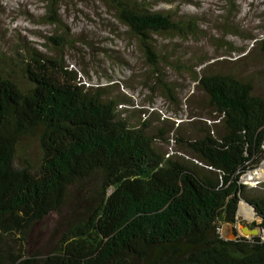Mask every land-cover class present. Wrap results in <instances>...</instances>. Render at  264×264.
Returning <instances> with one entry per match:
<instances>
[{
  "label": "trees",
  "instance_id": "16d2710c",
  "mask_svg": "<svg viewBox=\"0 0 264 264\" xmlns=\"http://www.w3.org/2000/svg\"><path fill=\"white\" fill-rule=\"evenodd\" d=\"M69 1L44 0L40 22L53 28L40 47L21 38L0 51V264H264V237L221 231L242 199L264 229V181L242 182L264 162V68L242 67L264 54V37L239 57L224 50L235 65L223 69L219 52L175 55L176 38L205 36L201 13L101 0L140 44L152 91L180 104L168 77L184 72L206 95L209 112L183 133L119 85L81 79L67 60L81 42L62 17ZM63 209L54 247L31 251L35 225Z\"/></svg>",
  "mask_w": 264,
  "mask_h": 264
},
{
  "label": "rangeland",
  "instance_id": "374dc122",
  "mask_svg": "<svg viewBox=\"0 0 264 264\" xmlns=\"http://www.w3.org/2000/svg\"><path fill=\"white\" fill-rule=\"evenodd\" d=\"M152 4L154 8L195 11L203 15L205 36L197 39L176 38V47L179 49L175 55L178 51H184L185 57L189 58L195 56L196 51L198 54L213 55L219 52L218 56L223 55L224 59H219L222 62L216 63L217 67L227 69L235 63L226 61L230 53L224 55V50L231 49L234 57H239L254 51L255 40L264 37V0H235L234 3L232 0H152ZM45 10L44 0H0V51L8 55L21 38L40 47L39 43L45 38L43 34L52 32L53 28L40 22ZM62 14L81 41L70 48L67 60L73 68L78 69L86 84L106 85L112 82L119 85L136 98L138 105L155 109L153 111L173 121L174 127L181 126L180 131L183 133H189L192 122L209 112L206 95L198 90L189 73L172 72L168 77L173 80V84L175 79L180 82L174 91V94L177 92L179 95L180 104L166 96L163 88L151 90L155 82L152 72L148 71L151 66L140 44L125 34L124 26L114 19L101 0H71L67 9H62ZM226 26L230 31L226 32ZM164 41L172 43L169 39ZM226 42L229 44L225 45ZM242 67L245 73L264 68V54L246 60ZM158 143L162 150L169 149L167 153L176 149L174 142L169 144L159 140ZM29 145L34 149L38 147L35 141ZM261 181H264V173L258 183ZM249 210H239L235 228L240 235L250 236L243 233L241 227L261 220L254 209ZM64 214L66 209L53 213L35 225L26 242L31 251L47 252L54 247L64 224ZM260 235L264 237V229Z\"/></svg>",
  "mask_w": 264,
  "mask_h": 264
},
{
  "label": "water",
  "instance_id": "95a60500",
  "mask_svg": "<svg viewBox=\"0 0 264 264\" xmlns=\"http://www.w3.org/2000/svg\"><path fill=\"white\" fill-rule=\"evenodd\" d=\"M248 205L251 206L246 200H244ZM252 208V206H251ZM241 230L245 234H249L250 236H256L260 235L262 233V229L258 226L251 227L249 224H245L241 227ZM222 235L226 239H236L238 237V232L236 231L235 228V223L234 222H226L222 226Z\"/></svg>",
  "mask_w": 264,
  "mask_h": 264
},
{
  "label": "built area",
  "instance_id": "2783aa9c",
  "mask_svg": "<svg viewBox=\"0 0 264 264\" xmlns=\"http://www.w3.org/2000/svg\"><path fill=\"white\" fill-rule=\"evenodd\" d=\"M261 173L262 174L264 173V162L261 164V166L246 172L243 175V177H242V182L245 183V184H249V185L255 186V184L259 182L260 177L262 176Z\"/></svg>",
  "mask_w": 264,
  "mask_h": 264
},
{
  "label": "bare ground",
  "instance_id": "6f19581e",
  "mask_svg": "<svg viewBox=\"0 0 264 264\" xmlns=\"http://www.w3.org/2000/svg\"><path fill=\"white\" fill-rule=\"evenodd\" d=\"M243 209L244 210L247 209L248 211H250L249 208H248V204L245 201L241 202L240 211L242 212Z\"/></svg>",
  "mask_w": 264,
  "mask_h": 264
},
{
  "label": "clouds",
  "instance_id": "9594fccd",
  "mask_svg": "<svg viewBox=\"0 0 264 264\" xmlns=\"http://www.w3.org/2000/svg\"><path fill=\"white\" fill-rule=\"evenodd\" d=\"M248 207H249V208H251V206H250V205H249ZM251 209H253V207H252Z\"/></svg>",
  "mask_w": 264,
  "mask_h": 264
}]
</instances>
